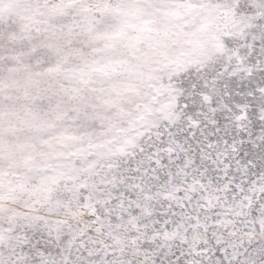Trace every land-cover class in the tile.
Wrapping results in <instances>:
<instances>
[{
	"label": "snow or ice",
	"instance_id": "obj_1",
	"mask_svg": "<svg viewBox=\"0 0 264 264\" xmlns=\"http://www.w3.org/2000/svg\"><path fill=\"white\" fill-rule=\"evenodd\" d=\"M45 6L62 75L0 119V264H264V0Z\"/></svg>",
	"mask_w": 264,
	"mask_h": 264
},
{
	"label": "rangeland",
	"instance_id": "obj_2",
	"mask_svg": "<svg viewBox=\"0 0 264 264\" xmlns=\"http://www.w3.org/2000/svg\"><path fill=\"white\" fill-rule=\"evenodd\" d=\"M12 3L14 7L10 11L0 14L2 120L9 119V114L14 119L20 113L25 99L44 95L49 85H55L62 75L49 71L55 68V57L50 45L57 41L48 39L51 33L43 29L59 25L65 18L48 13L45 0H12ZM17 4L22 6L15 7ZM4 139L12 141L14 136L9 134ZM2 162L7 163V160Z\"/></svg>",
	"mask_w": 264,
	"mask_h": 264
}]
</instances>
